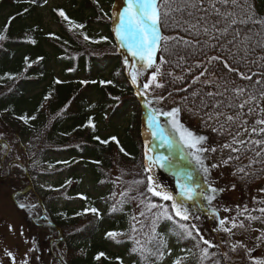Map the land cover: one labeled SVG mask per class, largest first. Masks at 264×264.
Here are the masks:
<instances>
[{
	"label": "trees",
	"instance_id": "1",
	"mask_svg": "<svg viewBox=\"0 0 264 264\" xmlns=\"http://www.w3.org/2000/svg\"><path fill=\"white\" fill-rule=\"evenodd\" d=\"M158 3L162 18L160 32L164 39L155 53V65L141 71L140 85L143 88L149 75L159 67L157 80L147 91L152 98H166L155 109L161 110L172 100L184 112L190 111L201 120H209L205 113L212 112L213 119L223 124L222 128H232L233 134H237L246 128L243 122L254 120L260 110H264V98L259 96L242 110L224 106L233 96L235 87L257 93L264 90V0H236L235 4L227 5V10L233 13L230 19L247 21L233 26L241 37L249 38L244 44L237 41L235 47L228 43L234 35L231 29L226 36H220L212 27L220 17L215 15L210 4L215 3L216 8L225 10L218 0H203L204 10H201L200 0H189L188 4L184 0H167V3L158 0ZM191 3H196L197 7H191ZM178 8L183 11H176ZM35 9L36 5L31 2L0 0V35L4 37L0 40V130L5 137L12 134L28 145L37 157L57 159L60 163L54 169L67 173L63 184L40 197L46 226L56 240L61 239L58 244H52L57 259L62 264H156L163 258L168 245L173 244L176 249L183 248L175 254L172 264L177 260L180 264H256L258 260L252 253L239 261L230 255L225 259L220 248H208L190 226L185 227L192 232L188 237L174 220L163 219L148 231L132 230L134 221L129 200L122 203L123 207L122 204L113 206V185L105 183L103 189H99L109 171L114 169L133 182L143 181L128 194V199H139L147 205L146 196L152 203L167 206L169 212L171 207L170 201H161L146 192L143 109L126 78L125 51L110 31L112 15L97 0H66L50 11L58 27V31L52 33L40 25V19L34 16ZM59 10L68 20L58 14ZM165 11L169 13L167 17L163 16ZM218 27L222 29L225 24L222 22ZM85 36L89 39L85 40ZM245 47L251 49L246 58ZM222 48L231 51H222ZM233 53L237 54L235 58ZM213 56L221 59L211 60ZM161 58L165 61L163 64ZM225 61L238 71L230 72L224 67ZM204 69L207 71L197 79ZM138 70L137 63L132 74ZM241 72L252 76V80L241 79ZM56 74L64 80L57 83ZM79 76L83 77L81 81L75 79ZM225 80L228 81L227 92L224 91ZM257 80L262 83L257 85ZM155 83L163 87L156 88ZM216 90L224 95H205ZM244 99H247V92L240 102ZM202 101L207 104L224 101V104L219 109L203 108ZM250 107L251 113L248 112ZM216 112L224 115L215 118ZM229 114H240L239 119L229 122L226 119ZM119 117L126 127L116 125ZM89 121L94 127L89 126ZM111 125L117 128L111 130ZM256 140H264V133L249 135L244 143L235 147L239 151L232 148L226 156L227 163L218 167L219 179L227 181L236 161L250 162L238 207L243 212L247 206L248 211L235 215L236 223L244 225L249 213L260 215L264 220V214L256 210L264 207V192L261 191L264 189V151L252 143ZM257 152L261 154L257 156ZM8 160L16 158L10 153ZM16 169L18 172L19 168ZM87 177L89 186L95 189L93 196L85 192ZM217 198L228 206V193H218ZM75 201L80 205L73 208ZM92 208L97 209L98 214L85 212ZM199 214L208 230L209 216ZM57 229L60 236H57ZM110 232L120 235L113 239L107 236ZM146 233L149 236H143L145 240L134 248L133 237ZM132 248L135 251L129 253ZM146 249H151V254ZM205 249L210 254L208 257L202 255Z\"/></svg>",
	"mask_w": 264,
	"mask_h": 264
},
{
	"label": "rangeland",
	"instance_id": "2",
	"mask_svg": "<svg viewBox=\"0 0 264 264\" xmlns=\"http://www.w3.org/2000/svg\"><path fill=\"white\" fill-rule=\"evenodd\" d=\"M19 1L31 2L36 5L37 9H35L34 16L36 15V18L40 19V25L43 26L44 30L52 33L58 31V27L54 23L50 11L56 7L62 6L66 0ZM97 1L103 6V9L107 10L110 15H112L110 31L113 39L117 42L114 27L119 22V12L123 11V8L126 6L124 0H121V2L120 0ZM36 18L33 17L32 20L36 22ZM1 22L2 19L0 18V23ZM124 51L127 50L124 49ZM126 59L133 63L131 58L128 57V54H126ZM132 63L128 66V69L131 67ZM139 77L140 75L137 78V82ZM150 77L151 75H149V79ZM56 79L58 81L64 80L59 74H56ZM75 79L81 81L83 77L79 76ZM138 83L137 86L139 90L141 92L144 91ZM146 95L149 96L148 92H146ZM141 100L140 103H142L143 109L142 124L144 130V139H142L143 165H145V152L147 151L149 155H154L156 153L152 151V137L151 134L147 132L146 117L148 110L144 107V99L141 98ZM150 107H152V105H150ZM173 108L180 109L179 121L185 128L192 131L196 136H204L207 138L201 146L209 149V151L200 154L203 166L208 169V172L204 173L200 165L196 164L195 160L188 155L191 150L184 147L180 142L179 136L176 135L172 129L168 118L161 116L159 118L161 124L164 125L166 130L172 133L177 140V144L173 149L175 153L174 157L176 158L174 159L179 162L176 170L182 173L191 172L193 176V181L191 183H193V185L199 184V191H204L209 186L218 189V191L211 205L203 200V198H197L192 202H187V206L190 209V218L187 221L180 220V218L176 217L172 212L168 214H171L173 220L177 221L180 225L183 224L186 228L190 226L191 231L195 235L198 229L200 236L196 235V237L201 240L200 237L202 236L203 240H207L211 242L212 245L220 248L224 253L225 259L226 255H230L231 258L239 261L244 255L249 256L252 253L256 260L264 261V220L262 217L249 213L248 216L258 217L259 219L248 220L243 228H232L231 223L232 218L238 213L239 200L241 199V192L244 188L243 181L244 178H247L249 175L250 162L248 160L236 161L234 170H231V167H229L232 173L228 175L227 181H221L218 177V167L223 165L225 161H228L226 156L229 151L242 144L240 141L245 142L247 140L250 128L262 127L263 124L257 125L256 120L264 119V110H260L258 116H256L254 120L247 123L243 122L246 128L239 131V135H237L233 134L232 128H222L223 124H218L216 119L201 120L190 111L184 112L182 108L172 100L168 101L161 111L167 112ZM118 119L116 125L126 127L122 118L119 117ZM114 128L117 127L111 125L110 129L113 130ZM214 128L216 131H213ZM245 129H247V131H245ZM3 136L4 133L0 130V139L4 140L6 144H10L11 148L14 149L15 156L21 158V163L24 164V161L27 160L25 166L28 170L27 174L30 177V186L23 176L17 174V171V173H11L9 176L0 172V264H25V262H27V264H60L52 250V244H58L60 240H56L55 234L51 233L46 226V217L43 211V205L40 202V197L63 184L67 179V173L63 170L54 169L60 163L57 162V159L52 157H37L28 145L22 144L20 148H22L21 150H23L24 156L21 155L14 135L8 134L7 139H4ZM224 145H229V147H224ZM213 148L215 149L214 152L211 151ZM260 148L264 151V145H261ZM3 150L4 149L0 147V155H2ZM160 151L163 152L164 150ZM181 153L184 154L183 160L179 159ZM213 165H216V167H213ZM239 169H244V172L241 173ZM78 174L81 175V172ZM146 174L147 176L152 175L155 182L159 183L167 192L172 194L175 199H181L176 187L175 177L168 168H159L157 166L154 167L150 173ZM82 180L83 178H81V181ZM89 181V177L84 180L85 192L93 196L95 195V189L89 186ZM105 183L112 184L114 187L113 194L111 195V203L113 206L122 203L126 204L127 200H129L133 217L136 218L135 220L133 219V226H135L137 230H151L152 227L160 223L163 219H167L166 214L155 215L160 212V209L157 208L149 211L148 208L150 205L148 203L144 205L139 199H128V194L135 190L137 183L126 177L124 179L122 174L118 171L114 169L109 171L105 181L100 185L99 189H103ZM121 193H126V195L122 196ZM218 193L229 194L230 199H228V206L227 203L225 204L224 200H219L217 198ZM149 194L151 195V193ZM74 203L75 204L71 206L73 208L80 205L77 201ZM171 203L170 201V207ZM19 205H24V207L21 208ZM123 206L122 204L121 207ZM225 209L229 210L226 211ZM142 211L145 213L144 216H140ZM199 212L209 216L210 225L208 230H206L205 224L202 221V215H200ZM213 213L216 215L213 216ZM196 217L199 218L197 219ZM219 219H226L228 221L224 227L231 228V232L221 230V226L218 222ZM145 221L148 222V224H145ZM192 225L196 227L192 228ZM10 227L11 230H9ZM212 233L215 234V237L211 236ZM143 236H149V234H137L133 237L134 248H136L138 243H142L143 240H145ZM258 237H260V239H257ZM203 240L201 241L203 242ZM238 245L243 246L240 247ZM233 246H237L235 251L232 250ZM182 248L181 246L176 249L173 244H169L163 258L156 264H172L176 257L175 254ZM133 250V248L130 249L129 253H132ZM248 250L251 251L249 252ZM8 253H10L11 256H9Z\"/></svg>",
	"mask_w": 264,
	"mask_h": 264
},
{
	"label": "snow or ice",
	"instance_id": "3",
	"mask_svg": "<svg viewBox=\"0 0 264 264\" xmlns=\"http://www.w3.org/2000/svg\"><path fill=\"white\" fill-rule=\"evenodd\" d=\"M167 3V0H165ZM189 0H184L185 4H188ZM218 2L224 6L225 10L221 11V9L216 8L215 3H211L210 6L214 9L215 15L220 17L219 20H217L215 23H213L212 27L215 29L220 36H226L231 29L234 33L232 40L228 41L229 44H232L234 47L236 46V42L240 41L241 44H244L249 38L248 37H241L240 32L233 28L234 25L237 23L244 24L247 21L246 20H240L237 21L236 19H230V17H233V13L231 11L227 10V5L229 3L235 4L236 0H218ZM125 7L123 8V11L119 12L118 18L119 22L114 27V32L116 35L117 43L120 48L126 49L129 56L133 58L132 67H136L137 63L139 64V70L134 72L131 75V81L133 85H137V78L141 74L142 70L150 69L155 65V53L160 50L161 48V40L164 39L162 37L160 32V25L162 23L161 13L159 11L160 5L158 3V0H124ZM203 0H200L201 4V10H204L202 8ZM191 7H197L196 3H191ZM176 11H183L182 8L175 9ZM58 14L63 17L65 20H68V17L65 15V13L62 10L58 11ZM169 13L165 11L163 13L164 17H167ZM191 15V13H189ZM200 19H205L204 17H201ZM71 23V21H69ZM224 23V28H219L218 25L220 23ZM257 23H259L257 21ZM76 27H83L82 25H76ZM195 27V26H193ZM205 34H207L208 29L205 27L204 29ZM217 38L218 37H214ZM4 39L2 35H0V40ZM85 40H88L89 38L87 36L84 37ZM175 39V38H172ZM95 42V41H94ZM187 43V41H185ZM164 50H167L166 48ZM222 51H231V49H221ZM251 49L248 47L244 48L245 57L247 56L248 51ZM237 54L233 53V58H235ZM221 57L213 56L211 57V60H219ZM165 61L163 58H161L160 63L163 64ZM124 63L126 65L129 64V61L125 59ZM224 67L227 68L230 72H236L238 69L230 67V65L225 61ZM207 71V69H205ZM160 73V68L156 67V71L152 73L149 81L143 85L144 92H141L139 90V87L137 86V96H144V107L148 110V114L146 117V123H147V132L151 134L152 137V151L156 154L149 155L148 152H145V165H144V171L145 173H150L154 167L159 168H168L176 180V187L179 192V196L181 197L180 200H177L174 198L172 194L167 192L159 183L155 182L154 177L152 175L147 176V187L146 192L151 193L153 197H158L162 201H171V212L175 214L176 217H179L180 220L187 221L190 218V209L187 206V202H192L197 198H203L209 205H211L212 200L215 199V194L217 193L218 189L213 188L209 186L204 191H199L200 185L191 183L193 181V176L191 172L182 173L180 171H177L178 168L177 162L174 160L175 153L173 152L174 147L177 144L176 138L173 136L172 133L166 130L164 125L160 122V117L163 116L165 118H168L169 123L172 126V129L176 133V135L179 136L180 142L184 145V147L190 149L191 151L188 153L192 157L193 160H195L196 164L200 165L204 173L208 172V169L203 166V162L201 159L200 154L206 151H209V149L202 147L201 145L206 141V137L204 136H196L192 131L185 128L179 121V108H173L170 111L164 112L159 109H155L150 107L152 104V101L147 98L145 93L150 88L153 82L157 80V75ZM201 76L204 75V72L200 73ZM241 79L246 80H252V76H247L244 73H240ZM199 79V77H197ZM196 81L194 80L193 83ZM57 83H60V81H57ZM103 83V82H102ZM110 83V82H109ZM234 84L235 81H232ZM257 85L261 84L262 81L257 80L255 82ZM228 81L225 80V88L224 91H229L228 88ZM156 88H161L163 85L160 83H155ZM218 87V86H217ZM233 96L231 99L224 105L227 108L235 110L236 108L244 109L246 104H250L253 101L257 100V97L264 98V90H260L257 92H248V89L245 87H235L232 89ZM247 92V99H244L242 102L241 97L243 94ZM194 95H198L195 94ZM207 97H214L216 95H224L223 92L216 91H208L205 93ZM47 99V97H46ZM118 99V98H117ZM160 99H163L162 97ZM202 103L203 108H209L212 109H219L221 104H224V101H217L211 104ZM257 106H259L257 104ZM253 109L250 107L248 109V112L251 113ZM207 115L208 119L211 120L214 118V114L212 112L205 113ZM220 115H224L223 112H216L215 118H218ZM240 114L227 115L226 119L229 122H235V120L239 119ZM25 122H27L26 118ZM34 119V117H33ZM247 123V121H245ZM257 125L264 124V119H257L256 120ZM89 126L91 125V121H89ZM94 127V126H93ZM213 131H216L214 128ZM247 131V129H245ZM252 133H256L259 135L260 133H264V128L257 129L253 127ZM252 133H249L251 135ZM239 135V133H237ZM98 139V138H97ZM112 140H115V137L111 138ZM235 142V138H234ZM101 143H108V141H101ZM118 143V141H117ZM240 143H244L243 141H240ZM257 147H260L261 145H264V140H256L252 141ZM224 147H229V145H224ZM160 150H164L161 152ZM121 151L123 149L121 148ZM211 151H215V149H211ZM233 151H239L238 148H234ZM127 154V153H125ZM261 153L257 152L256 155L259 156ZM231 158V157H230ZM239 157H237L238 159ZM179 159H184V154L181 153L179 155ZM225 163H227L225 161ZM213 167H216V165H213ZM239 171L244 172V169H239ZM137 184H142L143 181H135ZM264 192V189L261 190ZM121 195H126V193H121ZM143 196L144 193H141ZM81 199H86L85 197H81ZM145 200L150 205L148 208L149 211L152 209H160V212L156 213L155 215H161L166 214V218L168 220H173V216L169 213V209L165 207L164 205H157L156 203H152L148 200V198L145 196ZM19 207L23 208L24 205H19ZM115 210V209H113ZM226 211L229 209H225ZM260 213L264 214V207H261L259 209H256ZM91 211L92 213H97V209H85V212ZM247 206H245L243 212L239 211L238 209V215H243L244 212H247ZM80 213H78L79 215ZM98 214V213H97ZM145 213L142 211L140 213V216H144ZM216 214L213 213V216ZM197 219L199 217H196ZM135 220L136 218L133 217ZM245 219L254 220L259 219L258 217H252L247 216ZM219 225L221 226V230L225 232H231V228L224 227L228 221L226 219H219ZM232 228L240 227L243 228L245 225L241 222L240 224L236 223V218H232ZM192 228H195V225L191 226ZM180 228L182 232L186 233L188 237L192 236V232L188 231L185 228V225L181 224ZM11 230V227L10 229ZM134 232L137 231L135 226H133L132 229ZM154 233V229H153ZM117 235H120L115 232L107 233L108 237L115 238ZM196 235L200 236L199 230L197 229ZM201 240H203V237H200ZM257 239H260L258 237ZM151 242V238H150ZM203 243L208 245V248L213 247L214 245L211 244V242L207 240H203ZM242 247L243 245H238ZM237 246H233L232 250L235 251ZM135 251V249L133 250ZM149 254H151V249H146ZM249 252L251 250H248ZM9 256H11L10 253H8ZM204 257H208L210 254L208 253L207 249L203 251L202 254ZM99 258V257H97ZM27 264V262H25ZM174 264H180V260L174 261ZM256 264H264V261H257Z\"/></svg>",
	"mask_w": 264,
	"mask_h": 264
},
{
	"label": "flooded vegetation",
	"instance_id": "4",
	"mask_svg": "<svg viewBox=\"0 0 264 264\" xmlns=\"http://www.w3.org/2000/svg\"><path fill=\"white\" fill-rule=\"evenodd\" d=\"M1 147H3V146H1ZM8 146H6V151L8 150ZM3 161H5L6 160V155H5V158H4V156H3V159H2ZM3 161L1 162V166H0V169L2 170L3 169ZM23 170H24V168H22ZM8 172H11L10 171V168L8 169ZM7 175H8V173H7ZM9 175H10V173H9ZM8 175V176H9Z\"/></svg>",
	"mask_w": 264,
	"mask_h": 264
},
{
	"label": "water",
	"instance_id": "5",
	"mask_svg": "<svg viewBox=\"0 0 264 264\" xmlns=\"http://www.w3.org/2000/svg\"><path fill=\"white\" fill-rule=\"evenodd\" d=\"M128 81H129V83H130V86L132 87V89L133 90H135V87H134V85L132 84V81H131V79H130V77L128 76Z\"/></svg>",
	"mask_w": 264,
	"mask_h": 264
}]
</instances>
